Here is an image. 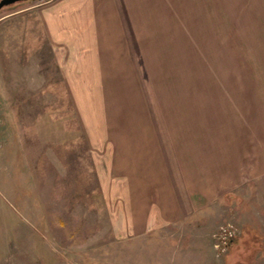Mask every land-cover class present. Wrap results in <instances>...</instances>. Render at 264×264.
I'll return each mask as SVG.
<instances>
[{
    "label": "rangeland",
    "instance_id": "1",
    "mask_svg": "<svg viewBox=\"0 0 264 264\" xmlns=\"http://www.w3.org/2000/svg\"><path fill=\"white\" fill-rule=\"evenodd\" d=\"M99 4L107 52L78 70L0 25V83L32 88L0 93V264H264V0ZM193 172L205 207L142 233Z\"/></svg>",
    "mask_w": 264,
    "mask_h": 264
},
{
    "label": "crops",
    "instance_id": "2",
    "mask_svg": "<svg viewBox=\"0 0 264 264\" xmlns=\"http://www.w3.org/2000/svg\"><path fill=\"white\" fill-rule=\"evenodd\" d=\"M106 12L105 5L99 4V0H42L39 4L28 1L21 2L18 8L9 12L5 16V20H0V25L15 23L12 20L7 21V17L19 19L24 22L23 27H30V29L33 28L32 23H37L41 30L40 37L46 41V44L51 42L54 48L64 46L61 49L70 47L69 50L61 53L64 55L61 59L70 62L68 67L71 69L78 70L80 68L78 62L88 60L94 63L101 58H98L99 56L107 52L108 17ZM33 17L36 19L33 20ZM3 42L4 40L0 38V49ZM13 77V74H9L8 79L3 76L4 79L0 83V87H2L0 93L13 94L12 98L9 96L10 103H13V100L16 99L15 94L32 91L31 85L27 82V73L21 81L17 79V75ZM96 82L97 80L94 79L93 83ZM6 87L8 88L6 89ZM96 90V88H92L87 89L86 92ZM76 91L80 90L77 88ZM165 166L167 167L166 163ZM199 176L200 173L193 172L191 185L183 190L178 189L177 177L172 178L171 175H166L165 178L161 177L162 180H167H165L164 186H159L156 193L157 200L154 201L155 204L153 205V207L156 205L155 211L150 214L151 216L148 215L147 218L142 219L143 210H138V218L140 221H145L141 230L142 233L146 231L153 232L152 230L158 231V227H167L176 222L178 216L182 214L180 206L183 204L193 213L198 208L202 210L210 199L207 192L192 186V183L194 185ZM139 227H141V224ZM201 231L204 232V230ZM212 232L208 231V235H211Z\"/></svg>",
    "mask_w": 264,
    "mask_h": 264
},
{
    "label": "water",
    "instance_id": "3",
    "mask_svg": "<svg viewBox=\"0 0 264 264\" xmlns=\"http://www.w3.org/2000/svg\"><path fill=\"white\" fill-rule=\"evenodd\" d=\"M41 2L42 0H0V10L4 7L19 3V2Z\"/></svg>",
    "mask_w": 264,
    "mask_h": 264
}]
</instances>
